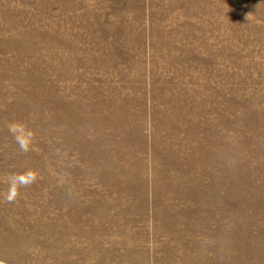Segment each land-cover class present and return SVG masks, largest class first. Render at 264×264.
Listing matches in <instances>:
<instances>
[{
	"label": "rangeland",
	"instance_id": "obj_1",
	"mask_svg": "<svg viewBox=\"0 0 264 264\" xmlns=\"http://www.w3.org/2000/svg\"><path fill=\"white\" fill-rule=\"evenodd\" d=\"M0 264H264V0H0Z\"/></svg>",
	"mask_w": 264,
	"mask_h": 264
},
{
	"label": "clouds",
	"instance_id": "obj_2",
	"mask_svg": "<svg viewBox=\"0 0 264 264\" xmlns=\"http://www.w3.org/2000/svg\"><path fill=\"white\" fill-rule=\"evenodd\" d=\"M22 128L21 125L17 124V123H13L11 125H9V132L11 134H13L14 138L16 139L21 151H28V142L31 138V133H25L22 136L16 135V133L18 131H20ZM30 175V173H29ZM26 184L25 181L20 180L18 177L13 176L12 179L10 180V189H9V195L7 197V199L9 200V202H11V200H13L15 198V195L17 194V189L19 186H24Z\"/></svg>",
	"mask_w": 264,
	"mask_h": 264
}]
</instances>
